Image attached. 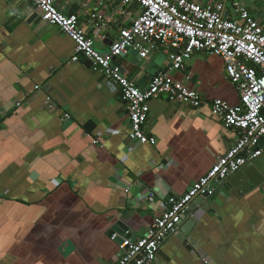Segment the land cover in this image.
I'll return each mask as SVG.
<instances>
[{
    "label": "crops",
    "instance_id": "1",
    "mask_svg": "<svg viewBox=\"0 0 264 264\" xmlns=\"http://www.w3.org/2000/svg\"><path fill=\"white\" fill-rule=\"evenodd\" d=\"M235 1L264 29V0ZM97 2L54 0L106 52L139 9L121 16L119 0ZM232 2L229 19L238 17ZM37 18L27 0H0V264H110L120 254L108 236L115 222L140 237L238 140L210 103L236 106L239 94L219 57L197 53L173 70L160 47L145 59L129 49L113 65L139 88L162 73L203 100L196 109L151 100L144 130L154 143L136 145L120 88L87 59L72 62L73 42ZM214 187L153 264H264V154Z\"/></svg>",
    "mask_w": 264,
    "mask_h": 264
},
{
    "label": "built area",
    "instance_id": "2",
    "mask_svg": "<svg viewBox=\"0 0 264 264\" xmlns=\"http://www.w3.org/2000/svg\"><path fill=\"white\" fill-rule=\"evenodd\" d=\"M27 1L41 22L56 26L73 42L72 62L80 57L87 59L95 72L120 88L136 145L154 143L144 130L151 100L165 96L192 109L199 108L203 100L182 82L162 73L151 77L145 89L139 88L113 65V60L126 55L129 49L137 48L139 56L145 59L151 50L160 47L168 55L173 70H183L184 64L197 53L219 57L225 78L239 94L236 106L219 99L210 103V114L226 129L240 132L238 140L183 195L169 198L168 208H161L144 234L134 240H123L119 256L110 263L153 264L160 247L179 230L192 200L213 196L215 184L264 154V29L235 0H232L238 14L235 19L225 14L230 0H215L211 5L200 0H119L117 13L121 16H128L132 6L139 13L128 27L119 29L108 51L99 52L80 27L76 15L62 14L54 0ZM96 1L100 5L105 0ZM91 19L104 27L101 16L91 14ZM146 198L152 203L154 194L149 191ZM115 237L116 234L110 240L114 241Z\"/></svg>",
    "mask_w": 264,
    "mask_h": 264
},
{
    "label": "water",
    "instance_id": "3",
    "mask_svg": "<svg viewBox=\"0 0 264 264\" xmlns=\"http://www.w3.org/2000/svg\"><path fill=\"white\" fill-rule=\"evenodd\" d=\"M37 19L40 20L39 17ZM138 59H139V57L137 58V60ZM121 71H122V73H124L123 70H121ZM149 73H151V71ZM154 75H156V74H154ZM202 202H203L202 198H195L194 200H192L188 206V211L186 212L183 219H185L190 212L195 211L196 207L201 205ZM114 234H116L114 242L118 245H121L123 243V240H126V239L134 240V239H136V236H133L132 233L129 232L128 228L126 226H124L121 222H115L112 229L108 232L109 238L111 236H113Z\"/></svg>",
    "mask_w": 264,
    "mask_h": 264
}]
</instances>
